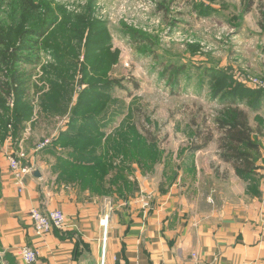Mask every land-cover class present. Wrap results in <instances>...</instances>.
Here are the masks:
<instances>
[{
    "label": "rangeland",
    "instance_id": "1",
    "mask_svg": "<svg viewBox=\"0 0 264 264\" xmlns=\"http://www.w3.org/2000/svg\"><path fill=\"white\" fill-rule=\"evenodd\" d=\"M31 1L36 6L34 16L23 24L22 20L28 14L22 0H0V34L3 31H20L16 30L18 27L33 30L39 20L43 22L49 19L51 26L43 37L36 40L38 47L42 48L45 43H53L55 39L58 41L64 35H69L71 29L74 32L75 28L76 35L82 27L79 18L104 23L110 49L118 55L117 63L107 76L117 79L119 83L110 90L111 99L104 108L106 116L100 122L103 139L115 133L121 127L123 118L129 116L142 133L156 139L152 145L156 146L160 161L148 170L140 168L135 162L130 163L131 160L125 158V155L109 149L114 167L128 162L129 168L123 177H119L114 170L106 176L103 187L105 190L111 188L110 193L98 194L81 187L77 182H67L88 190L108 204H113L114 200L125 201L129 196L127 193H131L134 186L135 172L148 175L162 169L163 175L167 172L175 176L176 171L180 172L187 166L191 176L197 167L200 171L199 179L203 181V173L215 154V138L219 132L213 130L214 141L205 149L196 153L190 151V147L193 144L195 125L198 124L202 130L213 128L217 112L223 107L224 102L220 96L215 97L210 89L212 75H228L234 83L255 89L253 91H264L255 88L250 82L257 80L264 83V77L251 72L245 63L247 50H240L249 42L254 43V49L256 46L261 47L259 42L264 39V0ZM47 13L49 18H46ZM34 17L38 20H34ZM86 32L83 29L78 67L70 79L71 92L64 112H44L40 106V96L48 88V71H56L61 76L69 75V72L72 74L71 70L60 64L67 56L66 59L70 60L68 52L64 58L54 60L52 54H57L51 48L37 50L34 47L37 62L26 64L24 56L20 57L19 69L25 75L22 85L26 87L25 93L33 110L17 139L24 147L29 146L34 154L46 160L48 170L57 174L56 180L62 164L65 166L71 161L67 154L69 147L53 141L60 131L66 130L70 108L79 90L85 87V84L80 85L78 81L81 78L80 64L84 61L82 46ZM2 48L4 46L0 44ZM235 51L243 56L229 61ZM22 55H26L25 52ZM5 75L2 69L1 82L7 79ZM240 79L248 82L241 83ZM13 101V94L6 96L9 106H12ZM45 141H48L47 144L35 151ZM194 163L198 166L196 164L195 167ZM210 182L207 186H211ZM124 188L129 190L119 195L116 189Z\"/></svg>",
    "mask_w": 264,
    "mask_h": 264
},
{
    "label": "crops",
    "instance_id": "2",
    "mask_svg": "<svg viewBox=\"0 0 264 264\" xmlns=\"http://www.w3.org/2000/svg\"><path fill=\"white\" fill-rule=\"evenodd\" d=\"M252 44L240 50H247L245 63L251 72L264 77V39L261 47L254 49ZM238 51L229 61L242 55ZM256 91L258 108L245 101L237 104L247 114L252 139L259 144L260 155L252 169L237 173L231 162L221 158L215 138V154L203 181L197 163L191 176L187 166L175 176L163 175L162 169L148 175L135 172L129 196L113 204L59 177L56 180L57 174L48 170L46 160L32 148L18 139H3L0 264H26L18 255L23 246L36 250L33 264H99L102 251L106 264H264V91ZM19 149L33 168L24 177L22 189L7 159ZM142 196L149 197L148 207L143 206ZM33 207L62 211L67 227L37 236L27 214ZM105 216L103 228L100 220Z\"/></svg>",
    "mask_w": 264,
    "mask_h": 264
},
{
    "label": "trees",
    "instance_id": "3",
    "mask_svg": "<svg viewBox=\"0 0 264 264\" xmlns=\"http://www.w3.org/2000/svg\"><path fill=\"white\" fill-rule=\"evenodd\" d=\"M22 2L27 7L25 12L28 14L25 20H22L25 24L31 16H34L36 6L31 0H22ZM46 18H49L48 13ZM65 19L68 18L65 17ZM34 20L38 19L34 17ZM38 22L35 23L37 27L33 30L18 27L16 30L20 31H3L0 34V44L4 46L0 49V71L5 70V76H7L5 81H0V140L9 137L15 141L24 128V122L30 120L32 115L33 106L25 93L26 87L22 85L25 75L19 69L20 57L24 56L23 60L26 64L37 62L34 47L37 50L51 48L52 52L57 54L56 56L52 54L54 60L64 58L68 52L70 60L66 59L67 56L60 64L67 70H71L72 74L69 72V75L61 76L56 71L52 73L48 71L49 76H46L49 82L48 88L40 96V106L44 112L49 114L64 112L71 92L70 79L74 77L73 74L78 67L83 29H86L82 46L84 61L80 64L81 78L78 81V84H85V87L79 90L70 108L66 130L60 131L53 143L68 146L67 154L71 157V161L65 166L62 164L60 179L65 182H77L81 187L98 194L110 193L111 188L108 187L105 190L103 187L106 176L114 170L119 177H123L129 168L128 162L114 167L109 149L125 155V158L131 160L130 163L135 162L140 168L148 170L160 161L156 146L152 145L156 139L142 133L131 116L123 118L121 127L103 139L100 122L106 116L103 112L111 99L110 90L119 83L117 79L107 76L113 65L117 63L118 55L116 51L112 52L110 49L104 23L92 21L90 18L88 20L79 18V24L82 27L77 30L76 35L75 28L74 32L71 29L69 32L72 33L69 35H64L58 41L55 39L53 43H45L41 48L38 47L36 40L46 34L51 26V20ZM17 40L20 41L15 45ZM9 50L12 51L9 52ZM23 52L26 55H22ZM50 76L53 77L50 78ZM209 86L212 94L215 97L219 95L224 105L222 110L217 112L213 128H204L205 131L198 124L195 125L196 130L192 136L193 144L190 150L196 151L207 147L214 140L213 130L217 131L219 132L217 144L221 158L231 162L237 173L246 172L253 168L259 155V144L256 139H252L253 130L248 122L247 114L237 104L245 101L251 108H258L259 91L234 83L228 75H212ZM11 94L14 101L12 106H9L6 103V96L10 97ZM61 102H63L62 107ZM195 141L198 142L195 143ZM126 190L129 189H116L119 195H123Z\"/></svg>",
    "mask_w": 264,
    "mask_h": 264
},
{
    "label": "built area",
    "instance_id": "4",
    "mask_svg": "<svg viewBox=\"0 0 264 264\" xmlns=\"http://www.w3.org/2000/svg\"><path fill=\"white\" fill-rule=\"evenodd\" d=\"M239 82L246 83L248 81L240 79ZM250 82L254 85L255 88L264 89V83L260 81L250 80ZM48 141L41 143L35 148V151L42 149ZM26 158L25 153L22 149H19L15 155H10L7 157L8 159V166L12 177L15 183L19 186V189L23 188V179L26 175L32 172L33 168L27 162L23 163V160ZM143 203L148 207L150 203H148L149 197L142 196ZM28 217L32 222V226L34 232L37 236H43L50 232L52 229L64 230L67 227L66 217L64 213L60 210H50L47 212H43L37 208H30L28 210ZM100 225L105 228L107 225V216L100 220ZM18 255L22 258V260L26 264H33L37 259V252L35 249H32L27 246H23L18 250ZM99 264H106L105 263V252L102 251L101 259ZM193 264V263H187Z\"/></svg>",
    "mask_w": 264,
    "mask_h": 264
},
{
    "label": "water",
    "instance_id": "5",
    "mask_svg": "<svg viewBox=\"0 0 264 264\" xmlns=\"http://www.w3.org/2000/svg\"><path fill=\"white\" fill-rule=\"evenodd\" d=\"M34 175L39 176V173L37 171L34 172Z\"/></svg>",
    "mask_w": 264,
    "mask_h": 264
}]
</instances>
